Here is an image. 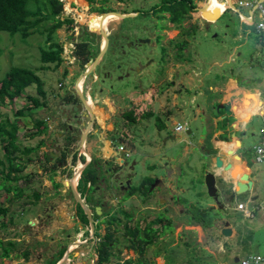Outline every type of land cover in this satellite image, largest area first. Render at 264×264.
Returning a JSON list of instances; mask_svg holds the SVG:
<instances>
[{"label":"rangeland","instance_id":"rangeland-1","mask_svg":"<svg viewBox=\"0 0 264 264\" xmlns=\"http://www.w3.org/2000/svg\"><path fill=\"white\" fill-rule=\"evenodd\" d=\"M61 1L63 10L59 17L70 18L72 22L64 23L53 35V39L60 42L63 47L61 54L63 61L56 68L53 64L40 68L42 65L40 49L48 46L46 27L52 24L51 20L42 21L26 38H23L21 33L11 36L6 31H0V78L11 65L27 67L37 71L44 81L46 92L44 107L25 109L22 115H17L16 111L30 104L26 94L37 95L35 87H28L25 94L10 103L0 104V119L9 118L19 123L17 133L19 151L15 154L16 162L23 166L14 172L18 177L17 181L6 182V186H11L10 191L4 186L0 189V201L7 207L6 214L0 216V254L2 248L8 246L9 241L13 242L9 256H0V264H49L50 261H55V264H96L95 245L104 234L106 225L101 223V226L96 228L97 221L94 217L93 226L80 222L77 202L71 191L72 189L74 193L75 190L79 193L78 182L83 163L90 162L94 157H99L98 163L103 168L100 172L105 178L98 179L97 189L91 195L94 198L100 196L105 199L107 205L104 211L122 208L132 214L131 224L137 219L149 220L154 217L153 212L149 216L142 212L144 200L140 194H134L127 200L123 197L124 189L119 185L124 184L125 169L119 172L118 181H114L112 175L106 171L107 165L104 161L109 159L103 158L102 154L113 153L110 149L111 139L117 142L116 146L122 145L125 149H131L126 159L130 164L134 163L133 184H137L146 175L166 174L174 166L173 170L183 171L182 180L185 179L186 182L190 183L191 179L202 176L204 164L199 163L203 156L198 149L189 147V137L185 129L174 130L176 122L182 124L186 122V128L193 130L197 128L198 132L201 131L202 125L200 119L195 122L189 119L194 113L189 101L194 90L190 93L184 92L183 97L179 96L177 104H173L171 100L173 91L178 86L175 82L180 81L174 69L180 59L176 57L177 51L171 48L168 38L172 37L176 41L186 39L188 45L183 50L184 56L191 62L192 67L201 66L202 71L214 60L216 51L213 50L223 44L228 47L240 44L238 48L242 53L240 58L254 56L255 62L256 56L259 55L258 44L254 38V23L250 25L243 23L238 12L230 6L226 7L215 21L208 22L202 16L196 15L198 9L203 10L202 7L207 0H195V7L189 19L195 26V32L188 36H177V29L165 18L168 13L158 11L156 14L150 13L151 7L161 0H106L93 4L104 5L114 12L133 14L126 18H121L115 13L105 15L98 10H92L86 0L85 6H79L74 0ZM200 3L202 5L199 8ZM230 5L248 14L247 7ZM29 6L34 9L35 3L32 1ZM42 12L48 11L42 9ZM255 19L254 14L253 21ZM188 22L184 23L185 27L188 26ZM155 27H165L163 31L167 32L159 42L156 41ZM234 33L240 34L241 38L232 41L231 34ZM137 37L149 38L151 43H142L141 46L128 49L127 44L125 46L127 40ZM106 38L108 39L106 52L84 78L83 74L88 64L82 68L77 62L74 56L76 43L83 39L84 41L91 39V43L98 44L99 49L103 46L104 49ZM161 46L166 47L165 53L162 52ZM220 58V53H217L216 59L221 60ZM149 59L150 63L145 64ZM257 66L255 64L254 75H262L264 70ZM107 73L108 75H105ZM154 77L161 81L158 86L151 84ZM172 79L175 86L168 84ZM76 89L85 96L86 106L81 102ZM75 95L78 101L73 99ZM79 104L81 108L77 107ZM129 109H133L138 117L134 124L128 123L122 116V113ZM146 111H152V116L141 117ZM39 119L46 121L47 130L41 135L30 137L29 133L35 130L33 124ZM156 119L162 122V129L156 126ZM261 127V116L254 114L246 137L249 146L259 142ZM85 133L83 143L81 137ZM37 145L40 146L31 152L22 151L35 148ZM185 146L190 148L186 155L183 154ZM64 151L68 153L65 162L62 163L57 159ZM75 152L84 159L77 158L73 162ZM3 156L4 150L0 143V159H3ZM169 157L174 159L169 162ZM166 162L169 163L166 165ZM78 165L81 167L79 174L75 172ZM253 167L259 186L255 202L261 207L257 208L253 218L243 219L240 212L236 214L239 244L234 247L238 256L254 252L257 248L264 249V162H254ZM3 178L0 174L1 183ZM191 191L192 189L189 190ZM251 206L247 204V207ZM102 213L104 212L97 214L100 216L99 220L105 219ZM121 215L119 214L120 217ZM118 227L120 230L116 232V236L119 238L118 244L123 247L119 256L123 260L134 259L136 253L126 250L123 246V223ZM172 229L173 232L167 236L174 237L177 230L182 235L180 240L186 238L184 229H175L171 225L168 230ZM209 231L203 230L201 234L209 238ZM213 233L217 235L216 231ZM188 237V240L192 241L191 237ZM201 239L203 241L202 236ZM65 245L67 249L60 257L57 252ZM71 249L73 252L69 253ZM161 250L159 246L151 245L141 259L151 261L154 258L160 263L161 260L157 259L154 253L160 254ZM191 250L192 247L177 245L172 253L175 264H185ZM231 254L232 252L224 254L223 260L227 264H240V261L237 262ZM167 258L170 259L171 256ZM63 259L66 262H63Z\"/></svg>","mask_w":264,"mask_h":264},{"label":"crops","instance_id":"crops-1","mask_svg":"<svg viewBox=\"0 0 264 264\" xmlns=\"http://www.w3.org/2000/svg\"><path fill=\"white\" fill-rule=\"evenodd\" d=\"M236 1L232 0L230 4H235ZM230 4H223L222 0H211L210 7H208L210 11L204 10V12L221 13ZM218 8L219 11L216 10ZM236 9L234 10L238 12L243 23L252 24L250 19L251 9L247 8V15L242 13L240 9ZM200 16L209 21L215 18L208 16L205 18L206 15L202 13H200ZM254 35L256 41V32H254ZM231 38L232 41H235L240 39L241 35L234 33L231 34ZM239 46L240 44H234L232 47H228L223 44L213 50L216 51L213 56L214 60L204 71H202L201 66H196L197 69L192 67L191 62L187 59L180 60L175 64L174 69L180 81L175 82L178 86L173 91L171 100L173 104H177L179 96L183 97L184 92L190 93L191 90H194L189 97L190 107L194 113L189 116V119L193 122L200 119L202 129L198 132L197 128L195 130L186 128V122L183 125L189 137V147L199 150L203 156L199 164H204V166L202 167V176H198L194 180L191 179V184L186 182L185 179L182 180V170L175 171L173 170L175 166L171 167L166 174L157 176L153 186H151L152 192L147 195L140 194L142 200H144V205L141 206L142 212H146L148 216L151 212L154 215L165 213L171 219L173 228L184 229L183 232L186 233V238L183 240L179 239L182 235L177 230L174 237L172 235V237L167 236L168 233L173 232V229L166 231L159 237L158 246L162 249V252L158 253L156 257L161 260L160 263L156 262L157 264H166L167 262L175 264L172 253L175 251L176 246L180 244L188 248L192 247L185 264H227L223 260L224 254H227V252H232L231 256L237 262L249 254H264V249L257 248L254 252H247L238 256L234 247V245L239 244L237 212L241 213L243 219L253 218L257 208L261 207L260 204L255 202L258 198L256 195L259 186L254 174V163L248 165V155L246 153L247 149H251V157L254 158L255 144L249 146L246 137L252 116L254 114L261 116L264 111V72L262 75H254L255 64H257L256 61L254 62V56L240 58L242 53L238 50ZM217 53H220L221 60L216 59ZM196 57H198L197 54ZM256 77L262 78L256 80ZM219 109H223V111L220 113ZM239 111L244 112V115L241 116ZM167 115H170V113H167ZM225 118H230V121H227L226 124L223 123ZM177 123L180 122H176L175 125ZM189 147L185 146L184 155L190 152ZM215 154L221 156L224 165L231 163V168L228 171L214 166L213 156ZM235 155L239 157H235ZM113 156L111 152H103L102 154L103 158L109 160H112ZM169 158V162L174 159L173 157ZM169 162H166V165ZM236 169H240L244 173V177L252 183L248 191L233 194L231 198L236 182L240 179L239 175L232 174V171ZM206 171L212 172L215 176L217 190V198L215 199L208 195L203 182ZM146 176L152 177L153 174ZM190 189H192L191 192H189ZM240 203L243 204L241 208L238 206ZM247 204L252 206L249 208ZM196 207L210 209L212 224L204 226L200 220L194 217L192 210ZM174 213L176 214L174 215ZM226 225L231 229V234L227 236L221 233V229ZM203 230H210V233H208L209 238H205L201 234ZM215 231L217 235L213 233ZM196 234L197 239H195ZM188 236L191 237L192 241L188 240ZM217 255H219V259H217ZM168 256H171V258L168 259Z\"/></svg>","mask_w":264,"mask_h":264},{"label":"trees","instance_id":"trees-1","mask_svg":"<svg viewBox=\"0 0 264 264\" xmlns=\"http://www.w3.org/2000/svg\"><path fill=\"white\" fill-rule=\"evenodd\" d=\"M35 3V8H30L29 4L31 2ZM79 6H85L84 0H74ZM89 5H91L92 10H98L105 15L112 14V9L105 7L104 5L94 6L96 2H105L106 0H86ZM210 1L207 0L206 4L202 7L203 10L210 11ZM203 3V2H202ZM199 4V8L202 5ZM264 3V2H263ZM195 7V0H161L159 3L155 4L151 9L154 8V12H166L168 16L166 19L172 22L176 27L180 29V36L189 35L190 33L195 32V26L183 27L182 24L185 20L190 18V13ZM42 9H46L48 12L43 13ZM63 10V2L61 0H0V31H6L11 36L16 33H21L23 38L28 37L33 30L42 22L46 20H51L52 24L46 27V41L48 42L47 48L40 49V62L41 67L44 68L48 64H53L54 67H58L63 58L62 54V44L53 39V35L56 30L63 26L64 23H71L72 19L64 18L61 19ZM219 11L220 9H216ZM196 15L199 17V11L197 10ZM163 16V15H162ZM256 20V19H255ZM254 32H256V42L258 44L259 55L256 56V63L259 67H262V56L260 52V47L262 43V36L256 30L254 23ZM186 39H180L174 42L177 53L176 57L180 60H185L183 50L187 45ZM99 52L98 44L91 43L89 40H81L76 43L74 49V56L77 59L79 65L84 68L86 64L93 61L96 55ZM163 53H165V48H163ZM264 70V69H263ZM262 78V77H261ZM260 77H256V80H260ZM28 87H35L37 95L26 94V99L30 102L26 107H23L16 111L17 115H22L23 110L38 108L40 106L44 107L46 105L45 96L46 92L44 89V81L38 75L36 70H32L23 66L11 65L9 69L5 72L4 76L0 78V104H6L12 102L15 98L20 97L22 94H25V91ZM42 98L43 100H41ZM71 98V97H70ZM69 100V97H67ZM74 100L78 101V97L75 95ZM223 109H219L221 113ZM241 116L244 115V112H241ZM122 116L125 120L134 124L137 122V116L133 109H129L122 113ZM152 116V111L144 112L141 117H150ZM227 121H230V118H225L223 123L226 124ZM155 123L159 129L163 128L162 122L158 119L155 120ZM35 130L29 133L30 137L43 134L47 130V123L43 119L36 120L33 124ZM20 126L17 120L11 121L9 118L0 119V143H2V148L4 150L3 159H0V174L4 177L3 182H0V189L2 186L6 188L7 191H10L11 186H6V182L11 180H18V177L14 172L20 170L23 166H20L16 162L15 152L19 151L18 147V130ZM41 144V143H39ZM40 145H37L35 148L23 149L25 153L31 152L37 149ZM251 149H247L246 153L248 155V165H251L255 162L254 158L251 157ZM67 151H64L60 158L57 160L59 162H65L67 157ZM77 158L84 159L82 155L77 156V152L73 155V162ZM99 160V158H93L86 167L83 169L78 186L81 195L82 192H86L88 202L90 201L93 205L100 204L102 198L99 196L93 198L91 195L92 191L95 190L98 179L103 177L102 173L94 167V164ZM153 179L151 176H145L141 179L139 184L132 185L128 192L124 194L123 197L130 196L131 194H144L147 195L150 193L149 188ZM16 195L17 192H16ZM37 197V195L35 194ZM1 197V193H0ZM83 197V196H82ZM122 197V198H123ZM124 199V198H123ZM77 215L83 224H88V219L84 213L82 207L76 203ZM7 212V207L3 206L0 201V216L5 215ZM192 213L195 218L201 221L204 226H209L212 224V217H210V209L203 208H194ZM119 214H122L120 217ZM165 213L157 214L153 219L142 220L137 219L133 224H131L132 214L126 212L122 208H118L115 211H105L102 213L105 216V219L99 220L100 216L95 215L97 220L96 228H99L101 223H105V232L101 235L100 239L95 245L96 253V264H157L156 259H151L148 261L146 259H141V256H144L146 250L151 245H159V237L163 235L166 231H169L171 226V219L164 215ZM124 218V219H123ZM123 223V237L124 240L123 246L125 248L131 249L136 253V257L121 259L119 253L121 252V247L119 243V238L116 236V232L119 229V224ZM96 234L99 236V233L96 231ZM1 244V240H0ZM8 246L2 248L0 254L1 257L9 256V252L13 246V242L9 241ZM61 254V253H60ZM158 254L154 253V256L157 257ZM115 258V259H113ZM55 261H50L49 264H55ZM166 264H170L167 262Z\"/></svg>","mask_w":264,"mask_h":264},{"label":"flooded vegetation","instance_id":"flooded-vegetation-1","mask_svg":"<svg viewBox=\"0 0 264 264\" xmlns=\"http://www.w3.org/2000/svg\"><path fill=\"white\" fill-rule=\"evenodd\" d=\"M154 12V8L153 9H150V13H151V15H152V13ZM155 14L157 13V12H154ZM160 13H162V12H160ZM200 14V13H199ZM164 18V17H163ZM166 18V17H165ZM190 19V18H189ZM189 19H187V20H185L184 22H183V24H182V26L183 27H185V24L184 23H186V22H188L189 21ZM157 21H158V19H157ZM173 27H175L176 29H177V36L180 34V29L178 28V27H176L172 22H170V21H168ZM191 25H193V23H192V21H189L188 22V26H187V28H189V27H191ZM165 29V27H162V28H160V27H155L154 28V31H155V37H156V41L157 42H159L160 41V39H161V37L163 36V35H165V34H167V32H164L163 30ZM163 32V33H162ZM184 36H188V35H184ZM175 39H173L172 37H170V38H168V41H169V43H170V46H171V48H174V50H176V47H175V45H174V42L176 41H174ZM127 42L128 43H125V46H126V44H127V47H128V49H130V48H132V47H137L138 45L139 46H141V44L142 43H151L150 42V39L149 38H147L146 39V37L145 38H141V37H137V38H134V39H129V40H127ZM156 42V43H157ZM188 45V44H187ZM187 45L184 47V49L187 47ZM163 48H165V51H166V47L165 46H161V49H162V52H163ZM177 51V50H176ZM124 52V51H123ZM150 60L151 59H149V60H147L146 62H145V64L148 62V63H150ZM105 75H108V73L107 74H105ZM171 81H173V82H171ZM161 83V81L160 80H158V77H154V80H153V82H151V84L152 85H154V86H158L159 84ZM168 84L169 85H173L174 84V80L172 79V80H170L169 82H168ZM159 88V87H158ZM156 89V88H155ZM94 109V108H93ZM116 143L117 142H114L112 139L110 140V144H111V150H112V152H113V159L111 160H105L104 161V163L107 165V167H106V171L107 172H109L111 175H112V177H113V180L114 181H118V178L120 177V175H119V172L120 171H122L123 169H125V175H124V184H121L120 183V185H119V187L121 188V189H124V193H126V192H128L129 191V189L131 188V186L132 185H136V184H133L132 183V175H133V164L134 163H129V162H127V156L129 155V153H130V151H131V149L129 150V149H125V147H124V149H119L118 147L119 146H116ZM131 146L132 147H134L133 146V143H131ZM121 153H124V157H123V159H120L121 158ZM93 159V158H92ZM92 159H90V161H92ZM99 160L94 164V166H95V168L96 169H98L99 170V168H101L99 171H101L103 168H102V166L101 165H99ZM79 170V171H78ZM80 170H81V167H80V165H78V168H76L75 169V172L76 173H78L79 174V172H80ZM78 174H77V179H78ZM105 177L103 176V177H101L100 178V180H103ZM152 179H153V181H152V183H154L155 182V180L157 179V176H155V175H153L152 176ZM140 181H141V179L137 182V184H139L140 183ZM78 182V181H77ZM152 183H151V185H150V188H149V191L150 192H152V190H151V186H153L152 185ZM112 186V185H111ZM110 186V187H111ZM96 189H97V187L95 186V190H93L91 193L93 194V192L94 191H96ZM75 194H76V196H77V193H76V190H75ZM79 194H80V197H82V199L84 200V202L88 205V207L90 208V210L92 211V217H94V220H96L95 219V215H96V213H95V206H97V205H93L90 201L88 202V199H87V194H84V195H81V193H80V191H79ZM134 194H131L130 196H127L126 198H125V200H127L128 198H130L131 196H133ZM97 197H99V196H97ZM97 197H95V198H97ZM93 198H94V196H93ZM79 204V203H78ZM80 205V204H79ZM98 205H100L101 207H102V210H101V212L103 211V212H105L104 211V209H105V207H106V201H105V199L104 198H102V200H101V202H100V204H98ZM81 206V205H80ZM127 212V211H126ZM129 213V212H128ZM156 214V213H155ZM156 215H154V217H155ZM153 217V218H154ZM153 218H151V219H153ZM97 221V220H96ZM89 223V222H88ZM172 225V224H171ZM66 245L65 246H63V247H61L59 250H58V252H57V254L60 256V257H62L63 256V253H65V251H66ZM126 250H131V249H128V248H126ZM133 251V250H132ZM69 253L70 252H73V250L71 249V250H69L68 251ZM74 252H76V251H74ZM61 253V254H60ZM64 259H66V258H64ZM63 259V260H64ZM63 262H66V260H64Z\"/></svg>","mask_w":264,"mask_h":264},{"label":"water","instance_id":"water-1","mask_svg":"<svg viewBox=\"0 0 264 264\" xmlns=\"http://www.w3.org/2000/svg\"><path fill=\"white\" fill-rule=\"evenodd\" d=\"M230 7H231V9H236L234 5H232V6L230 5ZM225 9L226 8H224L223 11L218 16H216L212 21H215L224 12ZM110 12L119 15L121 18H126V17L133 16V14H131V13H119V12H114V11H110ZM105 13H108V12H104L102 14H105ZM206 21L211 22L209 20H206ZM102 35L103 34L101 33V36ZM107 45H108V39H107L106 47L104 49H103V47H100L99 52L96 55V57L93 59V61L88 63V66L86 67V70H85V72L83 74L84 78L89 74V72H91V70L102 59L104 53L106 52ZM91 65H93V67L91 69H89V67ZM76 91H77V94L79 95V98L81 99V102L85 105V103H84L85 96L82 94V92H79L77 89H76ZM77 107L81 108V105L79 104V105H77ZM84 137L86 138V133H85V135H83L81 137V140H83ZM120 155H121V159H123L124 153H121ZM235 157H239V156L235 155ZM213 160H214V166L216 168H222L224 171H228L231 168V163H227L226 165L223 164V160H222V158H221V156L219 154H215L213 156ZM88 163H89V161H86L85 163H83L84 164L83 169L86 167V165ZM83 169H82V171H83ZM82 171L80 172V175H81ZM232 174L236 175V176L239 175L240 179L236 182L234 192L231 193V198L233 197V194H241V193H244V192L248 191L250 189V186H251V183H252L249 179H246L244 177V173H242L240 169L233 170ZM80 175H79V177H80ZM203 182H204V184L206 186L208 195L213 197L214 199L217 198V190H216V187H215V176H214V174L212 172H210V171H206L205 174H204ZM71 191L73 193V196H74L76 202L81 205L84 213L87 216V219H88L90 225L93 226V223H92V221H93V219H92V211L90 210L88 205L84 202V200L80 197V194L78 193V191H76L77 196H76V194L74 193V191L72 189H71ZM101 210H102V207L100 205L95 206V213L96 214H100ZM221 233L223 235H225V236L230 235L231 234V229L229 227H227V225H226V226H224L221 229ZM57 264H60V263H57Z\"/></svg>","mask_w":264,"mask_h":264},{"label":"built area","instance_id":"built-area-1","mask_svg":"<svg viewBox=\"0 0 264 264\" xmlns=\"http://www.w3.org/2000/svg\"><path fill=\"white\" fill-rule=\"evenodd\" d=\"M263 0H237L236 6H244L251 9V21L255 23L256 30L262 36V43L260 52L262 56V67L264 69V4ZM256 15V20L253 21V16ZM264 104V103H263ZM262 127L260 130V139L257 144L254 145V160L255 162H264V111L261 113ZM185 127L181 123H177L174 126L175 131H181ZM119 149H124V146L120 145ZM240 208L243 206L242 203L238 205ZM240 264H264V254H249L240 259Z\"/></svg>","mask_w":264,"mask_h":264},{"label":"bare ground","instance_id":"bare-ground-1","mask_svg":"<svg viewBox=\"0 0 264 264\" xmlns=\"http://www.w3.org/2000/svg\"><path fill=\"white\" fill-rule=\"evenodd\" d=\"M222 2H223V4H226V5H228V4H230V3H232V0H222ZM199 10V9H198ZM199 12L200 13H202V14H204V15H206V16H208V17H216V16H218L220 13H211V12H204L203 10H199ZM242 19H243V16H242ZM107 27V26H106ZM105 27V31L107 30V28ZM102 34H103V32H102ZM104 34H105V32H104ZM104 37V35H102V38ZM106 44H107V41H106ZM103 47V46H102ZM105 47H106V45H105ZM93 67V65H91L90 67H89V69H91ZM79 91V90H78ZM85 101H86V99H85ZM85 101H84V103H85ZM86 106V105H85ZM88 106H89V104H88ZM90 107V106H89ZM91 109V108H90ZM90 113V112H89ZM92 116H94V114L93 113H90ZM82 142L84 143V138H83V140H82ZM79 171V170H78Z\"/></svg>","mask_w":264,"mask_h":264}]
</instances>
